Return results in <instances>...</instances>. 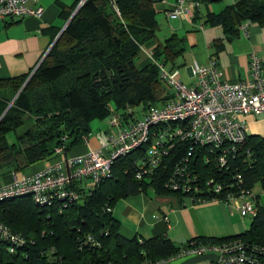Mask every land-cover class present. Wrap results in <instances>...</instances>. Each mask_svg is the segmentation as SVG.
Returning a JSON list of instances; mask_svg holds the SVG:
<instances>
[{
	"label": "trees",
	"instance_id": "trees-1",
	"mask_svg": "<svg viewBox=\"0 0 264 264\" xmlns=\"http://www.w3.org/2000/svg\"><path fill=\"white\" fill-rule=\"evenodd\" d=\"M155 1L83 0L26 81L27 74L0 80L4 88L0 115L24 83L0 117V178L50 158L57 146L65 153L80 144L94 120L107 121L117 113L124 121H132L148 104L161 105L172 96L156 64L168 63L173 69L174 60L183 53L181 37L166 36L153 48V62L142 67L135 64L140 47L157 38ZM191 1L197 3L195 20L199 4L225 0ZM75 6L61 15L63 21ZM244 21L264 25V0L226 4L219 11L205 13L202 25L221 29L222 38L212 43L220 50ZM22 126L27 127L15 135ZM243 146L250 157L234 160L231 167L240 171L246 186L258 184L264 192V137L247 136ZM168 160L163 171L139 181L132 175L129 155L118 157L109 175L91 189L80 190L74 201L57 198L38 205L29 195L0 200V223L24 240L14 252L0 240V264H140L177 254L179 247L162 236L120 237L110 216L115 199L128 194L153 189L182 196L162 186L172 161ZM231 238L264 247V206L257 201L256 214L242 233L199 238L193 243L216 244Z\"/></svg>",
	"mask_w": 264,
	"mask_h": 264
},
{
	"label": "built area",
	"instance_id": "built-area-1",
	"mask_svg": "<svg viewBox=\"0 0 264 264\" xmlns=\"http://www.w3.org/2000/svg\"><path fill=\"white\" fill-rule=\"evenodd\" d=\"M196 6L191 0H176L167 15L185 16ZM42 12L40 0H0V20L40 18ZM156 65L159 76L170 86L169 99L161 105L148 104L146 111L132 121H124L117 113L109 115L107 126L114 131L98 130L95 150L49 165L31 176L18 177L10 172V181L0 183V200L20 195H29L38 205L57 198L77 200L80 190L91 189L109 175L116 158L136 153V159L130 158L136 180L155 176L170 159L163 188L187 196L195 204L217 201L241 218L254 217L257 195L231 164L242 157L247 160L251 154L243 146L247 137L244 116L264 113L261 61L251 52L247 79L234 82L222 79L213 60L205 65L194 62L190 66L193 81L188 85L175 78L176 70L166 71L161 62ZM88 137L82 136L81 142L86 143ZM61 153L62 146L54 148V154ZM73 184H80L81 189ZM0 240L6 242L9 252L24 242L20 234L1 223ZM87 240L95 244L90 237ZM208 252L215 254L212 264H264V247L239 238L216 244L191 243L182 250L192 255Z\"/></svg>",
	"mask_w": 264,
	"mask_h": 264
},
{
	"label": "crops",
	"instance_id": "crops-1",
	"mask_svg": "<svg viewBox=\"0 0 264 264\" xmlns=\"http://www.w3.org/2000/svg\"><path fill=\"white\" fill-rule=\"evenodd\" d=\"M80 1L40 0L43 9L40 18L24 16L0 20V80L29 75L45 55L65 22L61 15L67 13ZM235 1L199 4L198 18L192 20L193 10L190 14L180 17L167 15L176 0H156L153 9L157 21L161 24V34L148 45L140 47L135 60L136 66L142 67L153 62L151 52L157 42L170 34H175L182 38L183 53L180 56L182 61L178 66H182L186 72L189 79L187 85L193 81L190 66L194 62L205 65L210 60L215 62L223 80L229 82L246 80L251 52L261 61V75L264 79V25L242 22L237 27V34L229 41H224L220 50H216L212 43L222 38L221 29L202 25L205 13L219 11L226 4ZM163 68L166 71L176 70L175 78L177 77L176 65L170 69L169 64L165 63ZM1 90L4 88H0ZM243 119L247 136L264 137V113L247 114ZM26 127L18 128L14 134L20 135ZM98 130L114 131L108 126ZM97 146L94 133L89 135L86 143L80 142L65 153L54 154L50 158L36 162L17 172L16 175L18 177L34 175L49 165L62 164L68 158L97 149ZM9 181L10 173L0 178V183ZM73 186L78 190L81 189L80 184ZM110 216L116 225V234L124 239L162 236L179 247L177 254L164 260L146 262L147 264H212L215 259L214 253L192 255L182 253L183 248L199 238H225L242 233L248 228L251 220L249 218L246 224L236 212L230 213L217 201L195 204L187 196L165 191L155 192L153 189L118 197L111 205Z\"/></svg>",
	"mask_w": 264,
	"mask_h": 264
},
{
	"label": "rangeland",
	"instance_id": "rangeland-1",
	"mask_svg": "<svg viewBox=\"0 0 264 264\" xmlns=\"http://www.w3.org/2000/svg\"><path fill=\"white\" fill-rule=\"evenodd\" d=\"M158 25H159V28H158V31L156 33V36H159L161 34V32H160L161 31V28H160L161 24L158 22ZM181 61H182L181 57H178L175 60V65H176V67H178V69H177L178 75L176 78L179 79L182 83L187 84L189 79L186 76V72L182 66H178L181 63ZM103 128H107V123L105 121H97V120L92 121L90 123V133L88 134V136L94 135V133H96L98 129H103ZM129 157L136 159L138 157V155L136 153H133V154L129 155ZM251 190H252L253 194L257 195V201H258L259 205L264 206V192L261 189V187L258 184H254L251 187ZM249 218H250L249 216L242 217V219H244L246 224L249 222Z\"/></svg>",
	"mask_w": 264,
	"mask_h": 264
},
{
	"label": "water",
	"instance_id": "water-1",
	"mask_svg": "<svg viewBox=\"0 0 264 264\" xmlns=\"http://www.w3.org/2000/svg\"><path fill=\"white\" fill-rule=\"evenodd\" d=\"M83 0H81L72 10V12L69 14V16L67 17V19L65 20V22L63 23L61 29L59 30L58 34L56 35V37L59 35L60 31L65 27V25L67 24V22L71 19V17L74 15L76 9L78 8V6L82 3ZM56 37L54 38V40L56 39ZM53 40V41H54ZM52 41V42H53ZM36 67V66H35ZM35 67L32 69V71L29 73V75L26 77L25 81L28 79V77L32 74V72L34 71ZM24 81V82H25ZM24 84V83H23ZM23 84L21 85V87L23 86ZM21 87L17 90V92L13 95V97L10 99L9 103L7 104L6 108L4 109V111L2 112V114L0 115V117L3 115V113L6 111V109L8 108V106L10 105V103L13 101V99L15 98V96L17 95V93L19 92V90L21 89Z\"/></svg>",
	"mask_w": 264,
	"mask_h": 264
}]
</instances>
